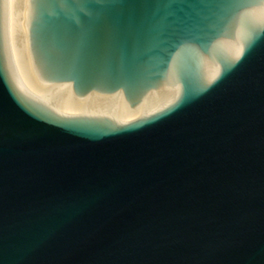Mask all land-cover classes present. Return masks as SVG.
<instances>
[{
  "label": "water",
  "instance_id": "water-1",
  "mask_svg": "<svg viewBox=\"0 0 264 264\" xmlns=\"http://www.w3.org/2000/svg\"><path fill=\"white\" fill-rule=\"evenodd\" d=\"M0 264H264V0H0Z\"/></svg>",
  "mask_w": 264,
  "mask_h": 264
}]
</instances>
